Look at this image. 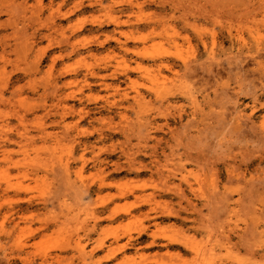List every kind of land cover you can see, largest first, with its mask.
<instances>
[{"label": "rangeland", "instance_id": "rangeland-1", "mask_svg": "<svg viewBox=\"0 0 264 264\" xmlns=\"http://www.w3.org/2000/svg\"><path fill=\"white\" fill-rule=\"evenodd\" d=\"M0 264H264V0H0Z\"/></svg>", "mask_w": 264, "mask_h": 264}]
</instances>
